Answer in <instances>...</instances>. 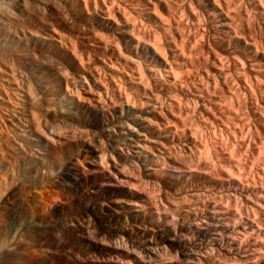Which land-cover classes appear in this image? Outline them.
I'll list each match as a JSON object with an SVG mask.
<instances>
[{"label":"bare ground","instance_id":"6f19581e","mask_svg":"<svg viewBox=\"0 0 264 264\" xmlns=\"http://www.w3.org/2000/svg\"><path fill=\"white\" fill-rule=\"evenodd\" d=\"M63 89L83 124L66 132L46 116ZM125 117L136 136L120 146L146 176L177 181L178 198L162 200L135 168L108 162L98 130ZM73 138L88 168L66 165L62 185L110 204L117 245L132 233L126 264H264V0H0L4 160ZM125 189L130 199L118 197ZM107 243L109 255L121 250Z\"/></svg>","mask_w":264,"mask_h":264},{"label":"rangeland","instance_id":"374dc122","mask_svg":"<svg viewBox=\"0 0 264 264\" xmlns=\"http://www.w3.org/2000/svg\"><path fill=\"white\" fill-rule=\"evenodd\" d=\"M76 81V85H79L78 81ZM75 83H73L72 86H76ZM64 91L66 94L64 93ZM56 93L59 94L61 100L54 107V110L56 111L53 110L51 113L46 114V116L48 115L49 118L48 119L46 117V119H48V122L49 120L51 121L49 123H52H48V125L52 126L57 121V123L61 125L59 126L56 123V126H53H59V128H68L67 130L65 129V132L71 131L72 128H76L77 125L80 127L83 126L81 120L78 119L79 116L77 112L74 110L66 109L63 105L66 101L65 99L68 98L66 96V90L63 89V92L58 91ZM62 93H64L65 95H62ZM69 111H73L74 113H70ZM120 120L122 121V123L119 125H117L118 123L111 124L108 127L106 125L104 128L98 130L104 139V143L102 145L104 147L101 146V151H104L106 154H108V162L110 164H116L120 166L124 164L123 166H126V169L130 170L128 172H132V170L134 171L135 168V172L138 173L140 178H142L143 180L145 178L148 179H145L146 185H143V188H147L149 191L152 190L153 192H155V194H158L156 190H159L160 192L158 195H160L162 200L164 199L165 201L169 198L171 200H174V198H178L177 192L179 188L177 186H179V184L177 181H171V179L167 178L163 179V177H159V175H156L155 177L146 176V171H144L139 165L133 163L134 159L132 158L131 153H127V150L120 146V143L123 142V138L127 137L126 133L131 132L130 135L134 134L133 136H136V132H132L134 129L131 130L132 127L134 128V126H132L133 121L128 120V118L126 117L120 118ZM46 121L44 129L45 127H48ZM125 121H127V127ZM63 122L69 123H65L64 126ZM70 122L74 125H72ZM9 124L7 122L6 127H8ZM129 125H131V127ZM64 128L61 132H64ZM3 129L7 131V128H4V126ZM47 129L48 128L45 129L46 132ZM123 130L125 134L118 135L119 132ZM11 131L13 132L14 129L11 128ZM11 131L9 132L11 135H13H10L13 140L14 132L11 133ZM49 134L52 136L50 132ZM151 136V134L146 135L147 141L143 142L148 143L151 148L153 147L152 149L149 147L151 153L154 152L153 154L159 155L160 152L158 151V148L151 142ZM75 139L77 138H73L68 143L62 146L57 145L58 147L56 146L53 150L49 148L50 152L45 150L47 148L45 142L36 144L34 143L36 147L34 145H32L33 147L30 146V152L33 153V156L32 153L29 152V148L26 149V152L19 150L21 153L17 151V153L15 154L11 150L9 151V148L7 147L8 153L12 152V155L14 156L13 158L11 157V159L8 155V159H10V161L12 162L4 160L5 158H3L0 152V176L3 175L2 177H0V232L7 241L5 251L0 252V264H123L124 262V264H126L129 260L128 254L125 250L131 249L132 247V243L131 241H129L131 239L130 236L132 235V233H130L131 235L129 233L126 234V242H123L122 240L120 242L121 244L119 243L117 245L118 242L116 240V237L112 235L111 232V230H114V226H109L108 222L107 214L108 209H110V204L106 202L102 207L98 205L97 202L87 197L85 193L87 188L85 187V185L84 188H81L80 190L70 189L64 184L62 185V171L66 165H70L72 162L75 164H79L81 168L83 167V169L85 167V170L88 168L87 161H89V159L83 151L84 141H82L81 139ZM12 140L10 139L13 145L15 139L13 140V142ZM73 140L74 142H72ZM47 146L49 145L47 144ZM4 148H6V146H4ZM31 150L35 151L33 152ZM53 151L55 152L53 153ZM59 151L61 153H59ZM110 152L113 157H110L112 156ZM39 153H44L46 155L42 156ZM49 153L52 154L49 155ZM113 161L116 162L114 163ZM14 163L16 164L15 166ZM148 182L149 186H147ZM150 185L151 187H154V189H151ZM102 197L104 198V196ZM118 197L120 199H130L128 189H125L122 193L119 194ZM90 204L96 207V212L103 211V213L101 214V222L96 218V212L89 210ZM13 215H15V217ZM89 223L96 225V228L93 227L94 229H89L91 230L89 231L91 232L90 235L89 232L85 233L87 229H85L84 231L82 227H79L81 225L87 226ZM130 223V220L125 221V224L127 225ZM104 224L107 225L105 226ZM130 226H132V223L130 224ZM115 227L118 226L115 225ZM110 234L112 237L110 236ZM114 240H116V242ZM101 242H108L110 245L115 243L117 245L116 247H120L121 250H119L117 253L110 254V256L106 251L107 248L100 244ZM174 251H176V249L169 247V252L167 251V254L169 253L170 255H168L169 257H166L167 254L165 255L167 260L173 261V259H175L172 258L173 255L176 256ZM176 259H178L177 256ZM173 262L176 263L177 261L175 260Z\"/></svg>","mask_w":264,"mask_h":264}]
</instances>
